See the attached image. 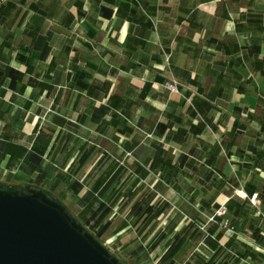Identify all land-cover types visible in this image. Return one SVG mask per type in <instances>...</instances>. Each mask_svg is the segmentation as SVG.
<instances>
[{
    "label": "crops",
    "instance_id": "obj_1",
    "mask_svg": "<svg viewBox=\"0 0 264 264\" xmlns=\"http://www.w3.org/2000/svg\"><path fill=\"white\" fill-rule=\"evenodd\" d=\"M0 180L91 188L146 261L199 264L208 226L264 264V0H0Z\"/></svg>",
    "mask_w": 264,
    "mask_h": 264
},
{
    "label": "water",
    "instance_id": "obj_2",
    "mask_svg": "<svg viewBox=\"0 0 264 264\" xmlns=\"http://www.w3.org/2000/svg\"><path fill=\"white\" fill-rule=\"evenodd\" d=\"M0 264H121L46 188L0 180Z\"/></svg>",
    "mask_w": 264,
    "mask_h": 264
},
{
    "label": "rangeland",
    "instance_id": "obj_3",
    "mask_svg": "<svg viewBox=\"0 0 264 264\" xmlns=\"http://www.w3.org/2000/svg\"><path fill=\"white\" fill-rule=\"evenodd\" d=\"M2 181L7 183H21V184L27 183L25 181H16V180H2ZM28 184L43 187L51 191L53 195L59 197L63 201V203L68 208L69 212L74 217L80 219L92 234L96 235L100 233V230L102 228L100 222L101 216L97 214L96 208L98 205L97 201H99L101 198L95 195L91 188H90L91 191H89V189H84L79 195L71 196V192L67 188V184L65 185L64 182L57 189H55V186L49 189L45 186H40V184H35L32 182ZM58 190L62 191L60 195L58 194ZM232 191L233 193L235 192V190ZM245 200L248 199L245 198ZM112 205H113L112 203H109V207L112 208ZM171 214L174 217L176 215L174 212H172ZM251 215H254V213L251 212ZM230 217H232V214L230 213V211H228L226 219L230 220ZM255 217L256 216H254L253 218ZM110 219H111V225L109 226V228H107L104 234L101 233L99 239L109 248V250L114 256H117L125 264H163L164 263L159 259H154L153 261L145 260L144 258L145 245L141 238L142 230L141 231L139 229L134 230L130 227V224L128 223V215L126 212L123 213L120 212V214L119 213L115 214V217L111 215ZM211 224L212 223H209V225ZM229 227L230 229H233L230 221H229ZM261 227L264 228V220L261 223ZM207 229L208 226H205L203 230L201 229L200 237L196 240L195 244L190 246L191 251L195 249L194 250L195 256H197L198 259L200 260V262H198L199 264H244V262L239 258V256L235 257L231 255L227 257L228 256L227 252L224 249L218 250L217 252L218 254L210 260V257L209 256L207 257L205 255L206 253L205 243L203 244V239L205 237V232ZM221 229L228 236H230L231 233L230 231L222 227ZM157 230L158 229H156V231ZM224 246L226 247V249H230L229 246L227 245ZM237 255L239 254L237 253ZM189 263L194 264L192 262Z\"/></svg>",
    "mask_w": 264,
    "mask_h": 264
},
{
    "label": "built area",
    "instance_id": "obj_4",
    "mask_svg": "<svg viewBox=\"0 0 264 264\" xmlns=\"http://www.w3.org/2000/svg\"><path fill=\"white\" fill-rule=\"evenodd\" d=\"M166 87L168 90H170L171 92H179L178 91V84H177V81L170 77V79L168 80V82L166 83ZM242 197V196H241ZM257 197H258V194H253L249 199H250V202L254 205H257L258 204V200H257ZM242 198H248L247 195H245L244 197ZM228 206H227V203H223L221 204L217 209L216 211L212 214V216H209L207 218V222L208 223H217L220 221V226L222 228H226L228 231L232 232L233 229H230L229 227V220L226 219V216L228 214ZM261 250L264 252V246H260Z\"/></svg>",
    "mask_w": 264,
    "mask_h": 264
},
{
    "label": "trees",
    "instance_id": "obj_5",
    "mask_svg": "<svg viewBox=\"0 0 264 264\" xmlns=\"http://www.w3.org/2000/svg\"><path fill=\"white\" fill-rule=\"evenodd\" d=\"M36 186V185H35ZM39 187V186H38ZM82 190V187L79 185V183L75 182L72 185V191L74 192V195H78L80 193V191ZM97 214H99V216H101L100 222H101V230L99 234H94L97 238H100L101 233L104 234L105 231L107 230V228H109V226L111 225V222H105V219L111 214V209L108 207V205H105L104 203H102L99 208L97 209ZM153 217V214H150V219ZM149 219V218H148ZM105 222V223H104ZM166 238V234L164 233H159L156 238L149 244L148 248L151 250H155L157 249L160 244L162 243V241H164ZM121 264H125L123 263V261H121Z\"/></svg>",
    "mask_w": 264,
    "mask_h": 264
},
{
    "label": "bare ground",
    "instance_id": "obj_6",
    "mask_svg": "<svg viewBox=\"0 0 264 264\" xmlns=\"http://www.w3.org/2000/svg\"><path fill=\"white\" fill-rule=\"evenodd\" d=\"M239 194H240V196H242V197H244V196H245V195H244L242 192H240Z\"/></svg>",
    "mask_w": 264,
    "mask_h": 264
}]
</instances>
